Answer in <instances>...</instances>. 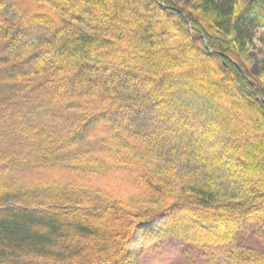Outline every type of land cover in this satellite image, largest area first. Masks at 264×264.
<instances>
[{"label":"trees","instance_id":"trees-1","mask_svg":"<svg viewBox=\"0 0 264 264\" xmlns=\"http://www.w3.org/2000/svg\"><path fill=\"white\" fill-rule=\"evenodd\" d=\"M264 0H0V264H264Z\"/></svg>","mask_w":264,"mask_h":264},{"label":"rangeland","instance_id":"rangeland-1","mask_svg":"<svg viewBox=\"0 0 264 264\" xmlns=\"http://www.w3.org/2000/svg\"><path fill=\"white\" fill-rule=\"evenodd\" d=\"M179 4H189L192 0H174ZM260 39L252 46L249 55L251 69L255 73L264 74V30ZM139 264H190L181 256V249L176 238L166 237L152 240L143 246L139 252Z\"/></svg>","mask_w":264,"mask_h":264}]
</instances>
